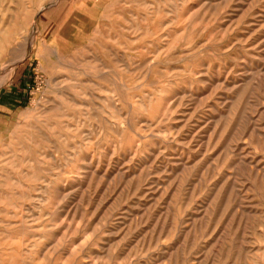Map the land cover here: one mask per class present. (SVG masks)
Here are the masks:
<instances>
[{
  "label": "rangeland",
  "instance_id": "rangeland-1",
  "mask_svg": "<svg viewBox=\"0 0 264 264\" xmlns=\"http://www.w3.org/2000/svg\"><path fill=\"white\" fill-rule=\"evenodd\" d=\"M0 264H264V0H0Z\"/></svg>",
  "mask_w": 264,
  "mask_h": 264
}]
</instances>
